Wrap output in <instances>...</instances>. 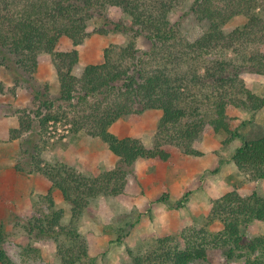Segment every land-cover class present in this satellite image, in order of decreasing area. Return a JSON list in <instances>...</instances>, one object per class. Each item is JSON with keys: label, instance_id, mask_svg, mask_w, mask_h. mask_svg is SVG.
<instances>
[{"label": "trees", "instance_id": "obj_1", "mask_svg": "<svg viewBox=\"0 0 264 264\" xmlns=\"http://www.w3.org/2000/svg\"><path fill=\"white\" fill-rule=\"evenodd\" d=\"M185 4L197 20L208 23L193 40L172 19ZM111 7L119 8L123 19H112L107 12ZM262 11L258 0H0V66L14 86L32 92L35 103L29 111H17L19 125L12 137L31 131L34 118L41 134L52 123L64 122L72 134L83 132L101 140L119 162L112 169L85 174L62 162L39 159V147L33 146L36 154H30L29 172L41 173L50 188L43 197L46 211L28 219L25 232L45 243L53 241L61 264H80L87 256L78 229L81 215L100 196L123 195L128 168L136 161L169 160L167 145L196 155L193 146L208 127L225 132L227 141L240 137L228 111L254 115L264 109V95L253 93L242 77L246 70L264 75ZM97 18L103 20L101 33H121L128 40L105 47L103 61L87 64L77 76V46ZM234 19L240 24L226 31ZM139 37L151 42L149 50L137 48ZM63 38L71 42V49H56ZM43 54L51 55L56 70L54 95L48 83H34ZM3 91L0 82V95ZM151 109L161 113L151 147L110 131L117 120ZM232 161L251 180L264 179V136L244 140ZM16 169L23 170L19 165ZM55 190L70 206L66 225L64 210L55 206ZM211 215L222 224L221 231L200 241L189 233H163L155 251L134 256L130 264H189L206 258L208 247L220 250L229 261L264 264V235L249 231L254 220L264 221V196L228 191L212 200ZM3 241L0 234V245ZM0 261L5 263L1 249Z\"/></svg>", "mask_w": 264, "mask_h": 264}, {"label": "rangeland", "instance_id": "obj_2", "mask_svg": "<svg viewBox=\"0 0 264 264\" xmlns=\"http://www.w3.org/2000/svg\"><path fill=\"white\" fill-rule=\"evenodd\" d=\"M258 3L264 12V0ZM107 12L114 20L123 19L119 8L111 7ZM172 19L181 23L182 34L189 40L198 37L208 26L207 22L194 17L187 4L175 11ZM239 20H232L225 30L238 26ZM102 23L99 18L91 20L87 38L77 46L79 60L73 70L77 76L87 64L103 61L105 47L128 40L121 33H101ZM136 45L142 51L151 48V42L145 37L137 38ZM71 48V42L63 38L56 49ZM242 77L253 93L264 95V75L246 70ZM0 82L4 85L0 95V234L4 241L0 249L5 255V263L0 261V264H61L53 241L45 243L25 232L28 219L40 215V210L46 211L43 197L50 188L41 173L29 172L30 154H36L33 146L39 147V159L62 162L85 174L112 169L119 164L118 158L101 140L83 132L72 134L64 122L52 123L46 133L41 134L34 118L31 131L13 138L12 130L19 125L17 111L32 109L34 98L30 90L14 86L2 66ZM34 83L37 86L48 83L51 93L57 92L51 55L40 56ZM228 113L234 118L240 137L227 141L225 132H215L208 127L193 146L198 151L196 155L167 145L169 160H138L128 168L123 195L100 196L91 201L78 224L87 247V256L80 264H130L134 256L155 251L157 238L163 233L178 237L189 233L200 241L223 229L211 215L213 199L234 189L243 196L254 191L264 196V179L251 180L232 161L234 151L244 140L264 136V109L254 115L241 109ZM160 116L159 110H142L117 120L110 131L119 138H139L146 147H151ZM26 149L30 153H26ZM16 165L23 170H17ZM54 201L57 208L64 210L66 225L70 206L56 190ZM249 231L264 235V221L254 220ZM189 264H243V261H229L220 250L208 247L206 258L192 260Z\"/></svg>", "mask_w": 264, "mask_h": 264}]
</instances>
